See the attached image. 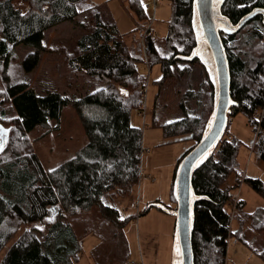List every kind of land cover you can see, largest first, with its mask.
I'll list each match as a JSON object with an SVG mask.
<instances>
[{"label": "trees", "instance_id": "1", "mask_svg": "<svg viewBox=\"0 0 264 264\" xmlns=\"http://www.w3.org/2000/svg\"><path fill=\"white\" fill-rule=\"evenodd\" d=\"M148 1L126 0V10L136 28L120 35L114 23L103 21L92 0H0V104L3 107L0 124L10 128L9 136L3 137L6 143L0 145L3 149L0 151V253L6 248L0 264H77L82 249L80 241L70 223L64 224L60 219L64 214L76 216L78 209V218L85 215L88 221L92 208L96 209V219L101 223L97 230L100 242L92 252L95 258L96 254L99 257L97 264L127 262V246L119 229L135 216L121 218L119 211L104 201L130 197L138 184L142 135L139 128L130 124V113L133 109L141 110L146 83L143 67L135 71V66L143 63L140 41L149 66H160L162 76L154 82L158 89L172 76L176 64L185 66L181 73H189V68L194 66L201 69L197 90H188L187 102L179 106L182 117L160 128L167 143L188 139L193 142L192 148L203 137L214 109L215 88L204 64L192 57L197 47L192 23L193 0H170L172 20L166 36L160 40L149 28ZM256 8L264 9V0H224L220 14L236 24ZM84 14L87 23L80 25L84 32L75 41L74 51L64 48L58 51L70 72H83L104 86L72 102L57 92L37 95L28 85V76L40 62L44 32L62 23L75 22L76 17ZM146 28L143 38L136 36ZM129 34L132 38L127 41ZM220 34L230 75V115L244 116L252 131L257 130L253 150L256 159L264 162L262 16L253 18L234 34ZM18 44L33 50L21 61L14 52H8V46ZM189 101H194L195 109H188ZM66 105L76 112L86 143L53 171H45L28 134L48 120H58ZM7 109L12 116L5 114ZM226 131L205 160L193 168V261L224 264L228 238L235 237L264 263V206L246 210L245 202L235 200L232 195L235 186H227L226 180L230 175L235 176L237 182L242 180L263 200L264 182L242 177L238 161L240 142ZM229 205L233 213L228 211ZM54 211L52 220L46 223L43 241L37 239L34 231L25 230L8 247L19 227L44 222ZM234 222L237 227L232 230L230 226ZM117 254H121L120 260Z\"/></svg>", "mask_w": 264, "mask_h": 264}, {"label": "rangeland", "instance_id": "2", "mask_svg": "<svg viewBox=\"0 0 264 264\" xmlns=\"http://www.w3.org/2000/svg\"><path fill=\"white\" fill-rule=\"evenodd\" d=\"M92 2L103 16V21L114 23L120 35L128 34L136 28L126 10V0H92ZM146 6L151 33L156 39H163L173 15L170 0H154V2L149 0ZM86 18V14L80 15L76 17L75 22L62 23L44 32L42 42L44 51L41 53L37 68L28 76V85L37 95L57 92L72 102L104 86L93 81L83 72H70L63 63L61 52L58 51L60 48L69 52L74 51L75 41L84 32L80 25L87 23ZM146 30L147 28L141 30L136 36L143 38ZM130 38H132L131 34L126 35L127 41H130ZM140 42L143 63L135 66V71H139L140 66L143 67L146 83L141 98L143 101L141 110L133 109L130 113V124L139 128L142 135L138 184L132 196L114 202L105 200L104 203L114 206L121 218L135 216L133 221L119 229L121 239L128 251L125 264H172L177 251L175 215L172 213L176 207V201L174 203L172 199V177L177 161L194 146L191 148L193 142L188 139L167 143L160 127L182 117L179 106L187 102L185 93L188 90H197L201 69L194 66L189 68V73H181L185 71V66L176 64L172 68V76L158 89L154 82L162 76L160 66L158 64L149 66L144 44ZM206 49V45L202 43L197 49V56L212 71V60ZM11 51L19 61L33 52L31 48L21 44L13 46ZM120 91L123 90L120 88ZM187 107L189 110L195 109L194 101H189ZM2 109L0 104V116L3 114ZM5 114L12 116L13 113L7 109ZM225 131L240 142L238 161L242 177L244 175L264 182V169L260 166V163L264 165V162L256 159L253 150L257 130L252 131L244 116L229 114ZM28 138L45 171H50L71 158L86 143L84 130L70 105L62 108L58 120H48L45 125L30 132ZM233 186H235L232 191L234 199L239 200L238 195H240L245 201L246 210L251 211L264 206V200L242 180L237 182L235 176L231 187ZM146 209L148 211L143 214ZM54 210L57 211V208ZM55 211L44 222L28 223L19 227L8 247L25 230L34 231L37 239L43 241L48 228L46 223L52 220ZM228 211L233 213L231 205ZM75 214L76 216L64 214L60 221L64 224L70 223L80 241L82 249L77 264H97L99 257L96 254L98 258L96 259L92 252L100 242L97 235V230L101 227V223L96 219L98 213L92 208L88 214V221L84 219L85 215L78 218V209ZM230 227L235 230L237 224L234 222ZM5 251L6 248L0 253V260ZM117 255L116 257H119L117 259L120 260L121 254ZM178 260L180 261L179 255ZM224 264L264 263L247 245L235 237H229Z\"/></svg>", "mask_w": 264, "mask_h": 264}, {"label": "water", "instance_id": "3", "mask_svg": "<svg viewBox=\"0 0 264 264\" xmlns=\"http://www.w3.org/2000/svg\"><path fill=\"white\" fill-rule=\"evenodd\" d=\"M222 3L218 0H193L192 23L197 36V47L192 57L199 58L197 49L204 43L207 48L206 53L209 54L212 60V71L203 60H200L214 85L215 98L212 117L207 124L203 137L181 158L175 173L174 195L176 207L172 213L175 215V241L180 259L179 264H194L191 243V212L194 202L191 190L193 168L197 163H202L205 160L206 155L222 138L230 114V75L220 32L226 35L234 34L257 16H262L264 25V9H253L241 17L236 24H232L220 14ZM12 48L13 45L8 46V52ZM0 130H3L4 138L9 136L10 128H5L0 124ZM5 143L4 140L2 144Z\"/></svg>", "mask_w": 264, "mask_h": 264}, {"label": "crops", "instance_id": "4", "mask_svg": "<svg viewBox=\"0 0 264 264\" xmlns=\"http://www.w3.org/2000/svg\"><path fill=\"white\" fill-rule=\"evenodd\" d=\"M260 166H261V168H263L264 169V165L262 164V163H260ZM233 179H234V176L233 175H231L227 180H226V184H227V186H232L233 185ZM239 194V193H238ZM239 196V200H242L241 198H240V195H238ZM242 201H244V200H242ZM245 202V201H244ZM175 248H176V254H174V257H173V263L172 264H179V260H178V248H177V244H176V241H175Z\"/></svg>", "mask_w": 264, "mask_h": 264}, {"label": "snow or ice", "instance_id": "5", "mask_svg": "<svg viewBox=\"0 0 264 264\" xmlns=\"http://www.w3.org/2000/svg\"><path fill=\"white\" fill-rule=\"evenodd\" d=\"M218 2H224V0H218ZM244 5H240V7H243ZM253 15L255 13H252ZM3 136H4V133H3V130H0V145H2V142H3ZM2 146H0V151H2ZM50 171H53V170H50Z\"/></svg>", "mask_w": 264, "mask_h": 264}, {"label": "built area", "instance_id": "6", "mask_svg": "<svg viewBox=\"0 0 264 264\" xmlns=\"http://www.w3.org/2000/svg\"><path fill=\"white\" fill-rule=\"evenodd\" d=\"M154 2V0H152Z\"/></svg>", "mask_w": 264, "mask_h": 264}, {"label": "flooded vegetation", "instance_id": "7", "mask_svg": "<svg viewBox=\"0 0 264 264\" xmlns=\"http://www.w3.org/2000/svg\"><path fill=\"white\" fill-rule=\"evenodd\" d=\"M4 137V136H3Z\"/></svg>", "mask_w": 264, "mask_h": 264}]
</instances>
